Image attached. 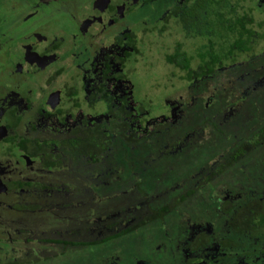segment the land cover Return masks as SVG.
<instances>
[{"label":"flooded vegetation","instance_id":"flooded-vegetation-1","mask_svg":"<svg viewBox=\"0 0 264 264\" xmlns=\"http://www.w3.org/2000/svg\"><path fill=\"white\" fill-rule=\"evenodd\" d=\"M152 1L87 0V14L80 18L85 22L83 24L77 18L82 11L76 7L75 0H0V240L6 236L14 244L17 236L14 238L12 233L25 231L30 222H35L30 211L44 210V205L53 211L54 215L50 212L44 215L45 218L50 216L51 222L66 218L74 210L79 213L87 209L77 206L62 214L49 208L53 201L58 205L62 203L61 191L65 186L62 178L65 175L73 177L74 172L69 174L66 170L67 163L62 154L75 147L73 143L75 138L80 139L78 135H83V143L88 146L89 133L97 132L102 137L97 149L102 152L105 150V122L110 118L125 119V123L118 119L117 127L129 124L133 126L134 133L131 131V134H136L139 129L143 131L142 122L146 118L138 117L140 104L135 109L128 100L126 89L118 90V83L128 78L126 60L133 56V52H138V37L131 26L145 25L138 22L137 16L140 10L146 11ZM165 1L171 4L173 0ZM241 1L236 6L238 10H246L247 14L252 10L250 1L254 2L253 8L264 11V0ZM95 3L104 8L108 17L99 12L92 14L91 8ZM167 6L162 13L167 11ZM261 20L264 22V17ZM259 33L264 34V31ZM251 50L252 47L243 52ZM228 65L235 66V62ZM215 68L205 75H211ZM255 69L250 67L249 71L254 72ZM213 99V94L206 98L203 104L206 110L211 109ZM240 99L246 104L250 101L237 98L233 103L231 99L233 112L237 111L234 105ZM261 103L264 101L258 104L262 111L264 106ZM96 105L99 108L94 109ZM234 113L238 114V111ZM151 131L153 128L145 129L146 134ZM70 193L65 195L67 202L75 198ZM97 211L102 213L100 209ZM36 221L42 222L41 219ZM112 221L116 222V219ZM103 228L96 230L93 227L92 233L104 236L118 230L106 225ZM198 233L201 235L200 231ZM96 234L94 237H98ZM217 244L214 242L213 248L217 249ZM113 254L106 259L99 258L95 264H114ZM209 254L207 252L205 256ZM252 254L264 261V242L254 248ZM192 261L213 264L200 257L199 261Z\"/></svg>","mask_w":264,"mask_h":264},{"label":"rangeland","instance_id":"rangeland-1","mask_svg":"<svg viewBox=\"0 0 264 264\" xmlns=\"http://www.w3.org/2000/svg\"><path fill=\"white\" fill-rule=\"evenodd\" d=\"M75 2L76 7L82 11L77 16L80 19L85 16L83 15L84 13L87 14V9L85 8H89V6L87 5V0H75ZM167 5L169 4L165 0H154L146 7V11L143 9L139 11L138 22L145 24L143 27L146 26V29L143 30L142 25L139 26V24L131 26L138 37V52H133V56L126 60L125 69L129 72L126 73L128 78L121 79L118 83V90L121 92L122 87L126 89L128 100L130 104L135 106V109L140 104L138 117L146 118L144 121L141 119L143 121V131L145 132V129L154 128L162 123L166 124L164 126V134L168 136L174 129L181 131L180 129L186 122L200 121L202 125L204 120H210L214 116L218 119L221 126H228V119L233 113V110L230 109L231 99L235 103L237 98H248L250 99L249 102H252L249 107L247 106L249 102L246 104L240 99L236 102L234 108L242 117H246V113H252L256 116L257 123H252L254 129L249 131V128L245 127L244 130L237 131L238 135L241 133L244 137L251 136L259 123H262L261 119H264V109L261 111L259 103L254 99L258 97L260 101H264V76L261 75L264 74V67L262 66L264 65V37L257 35L258 32L264 31V22L261 25L257 24L259 20L262 21L261 18L264 17V11L253 8L254 2L250 1L252 6L251 14L254 15L252 24L258 32L254 33L255 39L251 43L252 50L239 53L235 59V66L226 64L221 68L216 67L211 75H203L202 77H194L188 80L182 77L185 74L184 70L165 60V53L172 52L176 42L179 41L182 44V49L192 55L191 62L195 65L199 61L196 56V48L200 43L207 40L199 34L195 36L188 35L186 30L181 28L176 22L174 16L163 15L162 12ZM103 9L102 6L95 3L94 7L91 8V12L92 14L99 12L108 17L107 12L105 13ZM81 23L85 24L83 20H81ZM115 23L117 24V22ZM163 23H165V27L162 28ZM249 55L253 56V58ZM250 67H255V71L250 72ZM248 75H250L249 79ZM243 77L245 78L243 79ZM253 86L255 87L253 88ZM212 94L215 100L213 99L212 104L210 101L211 109L206 110L203 104L206 98L208 96L211 97ZM98 105L94 109L99 108ZM261 105L262 107L264 106L262 103ZM224 106L225 109H223ZM226 123L228 124L226 125ZM105 124H108V122L106 121ZM132 127L129 124L123 127L125 131L127 130L125 133L130 134L133 131ZM119 129H122V127L120 126ZM246 129L249 132H246ZM195 131L198 132L199 140L201 139L202 143H207V139L203 138V133L198 127ZM204 131L208 132L207 128ZM138 133L142 134L143 132L139 129ZM188 136L193 139L192 132L189 135L184 134V139H187ZM235 137L236 140L240 139L237 136ZM187 143L181 141L173 146L172 149H175L176 146L181 149ZM123 145L126 150L125 156L121 155L120 149L118 154L113 155L111 160L105 159L106 157L101 158L104 163L102 162L101 170L98 173V184L89 192L91 196L93 194L95 196H105V201L99 203L101 205H93L95 208L91 211V205H89L83 212L86 216L91 215L92 218L94 216L92 214L93 211L98 209L102 211L101 215L105 219L103 220L102 217L100 224L94 226L95 222L92 220V226L96 230L100 228V230H103V225L113 219H117L119 222L112 226L117 229L122 220L126 219L127 214H132L133 217L137 216V213L140 212L139 205H143L147 201L144 198L139 201L140 199L135 197L134 190L137 182H140L143 190L146 189L149 194L156 193V204L165 200L169 194L168 189L165 187L169 180L164 174L144 166L140 162L137 152L133 151L138 144L135 142L130 147L124 142ZM118 168L125 170L122 172V177L118 175V172H120ZM177 169L182 170L180 164H178ZM70 172L72 171L69 170L68 173ZM182 174L179 176H182ZM74 178L65 175L62 179L68 182V180ZM231 180H233V183L226 182ZM73 181L74 184L81 183L80 180L76 181L74 179ZM154 186H157V188ZM263 186L264 140H261L253 151L237 162L230 164L222 175L210 181L198 179L197 184L194 185V192L175 206V211L182 213L179 221L176 222L173 219L164 222L160 221L166 230H157L159 225L157 224V226L156 223L158 221L153 218L148 224L136 225L130 232L123 234L122 237L112 238L109 242L84 245L72 250L69 248L61 250V246L57 244L42 241L41 235H44L46 231H57L58 222L62 225L69 223L68 225L71 226L73 224L72 217H69L67 221L65 218H61L65 220L61 222V219L57 218L58 220L50 222V216L45 218L46 216L44 215L46 212L54 215L53 211L47 210V206L44 205L42 206L44 210L30 211L32 220L35 222H30V226H27L25 231H14L12 233L14 238L17 236L14 244L10 243L6 236L1 237L0 264H95L100 259L110 257L108 255L112 253H114L112 257L114 264H138L146 260L151 264H159L162 260V255L167 250L174 253L176 249L183 257V260L177 264H183L187 261V258L195 256V252L187 250L186 239L199 236L200 233L198 232L200 230L209 231L210 221L216 222L217 212L215 210L219 206L218 203L223 202L224 196L230 198V204H235V197L242 190L247 189V187L256 190ZM88 196L87 193L82 195L83 198ZM66 200L64 196L61 200L62 203L59 205L54 203L56 201H53L49 208L57 210V213L67 214L72 211L70 210L71 208L78 206L77 202H67ZM72 212L75 214L76 210ZM83 213L74 216V222L80 225L78 228L79 233L84 228L81 226V223L83 224L84 222L82 216H85ZM38 219L42 220L40 224L36 221ZM78 219L80 222H77L79 221ZM133 219L135 218H131V220ZM207 219L210 221L208 222ZM92 226L89 232L90 236L96 234L92 233ZM176 226L181 227V229L176 230ZM158 235V240L160 241L161 239L162 241H160L163 248L161 253L153 248L157 244ZM25 236L28 239H25ZM168 245L176 248H169ZM180 245L183 247L181 246L180 248ZM32 246L35 249H32ZM208 249H213L212 243L208 245ZM33 250H36V253ZM99 254L102 255V257H99L100 259L97 258ZM199 257L203 258V256ZM224 262H227V259ZM189 264L196 263L192 261Z\"/></svg>","mask_w":264,"mask_h":264},{"label":"trees","instance_id":"trees-1","mask_svg":"<svg viewBox=\"0 0 264 264\" xmlns=\"http://www.w3.org/2000/svg\"><path fill=\"white\" fill-rule=\"evenodd\" d=\"M233 1L234 5L232 4ZM239 1L182 0L179 2L178 0H173L167 6V11L165 10L164 12L165 15L174 16L176 22L181 28L186 30L188 35L195 36L199 34L207 40L200 43L196 48V56L199 61L195 65L191 62L192 55L182 49V44L179 41L176 42L172 52L165 53L164 57L168 63L185 71L182 77L189 80L211 73L216 66L228 65L231 61L236 63L235 59L239 54L238 51L243 52L244 50L251 49V43L255 39L254 33L258 31L252 24L254 15L247 14L246 10H238L236 5ZM228 3L230 4L228 5ZM247 15L250 16L249 19ZM261 23L260 21L257 22L258 25ZM161 27H165V23ZM260 34L259 32L257 33L259 37L264 35ZM132 45L136 47L134 42H132ZM256 99L259 103V98L257 97ZM246 114V117H242L240 114L233 112L228 119L229 124L226 123L228 126H221L215 116L210 120H204L202 125L200 121L193 123L186 122L180 129L181 131L174 129L168 136L164 134V126L166 124L162 123L154 127L153 131L149 134L143 131L142 134L138 132L134 135L131 133L126 134L125 129L122 126V129H119L120 126L117 127V124L119 121H123L124 123L127 121L112 117L108 121V124H106L105 150L102 152L97 149L102 140V137L97 132L94 133L92 131L89 133L90 141L88 146L83 143V135H78L80 139L75 138V143H73L75 147L71 151H66L62 154V157L64 162L67 163V172L69 170L73 171L74 179L76 181L80 180L81 183L74 184V179H70L65 183L63 182L65 186H63L61 191V199L71 192L69 195L75 196L73 201L78 203V207L84 206L87 208L91 205V211L95 208L93 205H101L99 203L105 201V196H95L94 194L91 196L89 194L98 184V173L101 170L102 162L104 163V160L101 158L106 157L105 159L111 160L113 155H117L120 149L121 155L125 156L124 142L130 147L136 142L138 145L133 151L137 152L140 162L147 168L164 174L169 180L165 186L169 192L168 197L156 204V193L149 194L146 189L143 190L140 182H137L134 190L135 197H138L139 201H142L143 198L147 201L143 205H139L140 212L137 213L136 217H133L132 214H127L126 219L122 220L120 226L118 225L117 231L105 233L106 235L104 236H90L88 230L92 226V220L95 222L94 225L100 224V219L102 217L103 220L105 219L101 215L102 213L95 210L92 213L94 214L92 218L91 215L86 216L83 212L69 213V216L65 215V220L67 221L69 217H72L73 224L70 226L68 225L69 223L66 225L59 223L57 231H46L42 235V241L57 244L61 246V250L65 248L72 250L84 245H96L99 242L119 237L130 232L136 225L148 224L153 218L158 221L156 223V225H159L157 230H166L161 222L169 219H173L176 222L179 221L182 213H177L175 206L183 202L187 196L194 192V185L197 184L198 179L210 181L222 175L230 164L242 159L249 152L253 151L261 140H264V119H261L262 123H259L251 136L244 137L241 133L238 135V130H244L246 127L251 131L254 129L252 123H257L255 116L249 113ZM118 119L120 120L117 121ZM196 126L203 133V138L207 139V143H202L201 139L199 140L198 132L195 131ZM134 128L136 129V127ZM206 128L208 132L204 131ZM247 129L246 132H249ZM190 132H192L193 139H190V136L184 139V134L189 135ZM235 136L240 139L236 140ZM181 141L188 143L184 144V147L181 149L178 146L172 149L173 146ZM64 144L67 145V143ZM178 164H180L182 170L177 169ZM53 166L55 167L56 165L54 164ZM83 168H85V171ZM118 170H120L118 175L122 177V172L125 170L122 168H118ZM181 173H183L182 176H179ZM232 181L226 182L233 183ZM154 187L157 188V186ZM86 193L89 196L83 198L82 195ZM235 199V204H230V200L224 197L223 202H219L218 200L219 206L215 210L217 212L216 222L207 219L208 222L210 221L209 231L200 230L201 237L197 236L196 239L187 238V250H191L195 252L194 254L197 253V255L200 254L199 256H203V258H200L209 260L213 264H264L262 259H258V255L252 254L254 248H257L258 245L264 242V186L256 190L247 187ZM69 202L71 201L69 200ZM81 213L85 215L82 216L84 222L83 224L81 223V226H84V228L79 233L78 228L80 225L74 222V216ZM131 218H135L136 220H131ZM65 220L61 219V222ZM77 222H80V220ZM117 223L119 222L116 219V222H108L106 227L114 226ZM175 229L178 230L181 227L176 226ZM202 237L205 240L200 241L199 239ZM158 239L159 235L156 239L157 244L153 248L161 253L163 249L162 241L160 239V242ZM208 242H213V244L217 242V249L214 247L210 252L206 246ZM169 248L176 247L169 246ZM33 251L36 252V250ZM175 252L177 253L174 254ZM207 252L210 253L209 256H205ZM174 253L167 250L162 255V260L159 264H177L183 260L177 249ZM100 256L102 257L99 254L97 258ZM199 256H191L192 258H187V261L183 264H189L192 262V259L199 261ZM226 258L227 262H224ZM145 263L151 264L148 260L138 264Z\"/></svg>","mask_w":264,"mask_h":264}]
</instances>
